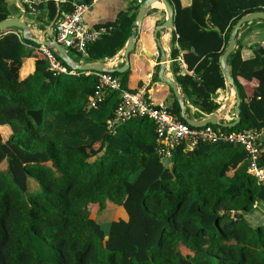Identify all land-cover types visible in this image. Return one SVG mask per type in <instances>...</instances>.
<instances>
[{
	"label": "trees",
	"instance_id": "1",
	"mask_svg": "<svg viewBox=\"0 0 264 264\" xmlns=\"http://www.w3.org/2000/svg\"><path fill=\"white\" fill-rule=\"evenodd\" d=\"M36 1L40 23L73 10L74 0L57 7L52 0ZM167 1L174 11L170 73L187 117L199 120L220 108L216 92L225 84L219 58L232 27L245 15L264 13V0ZM138 7L132 3L114 21L95 26L104 32L82 54L69 56L79 64L114 58L131 35ZM10 17L0 0V22ZM255 30L257 45H244ZM19 33L0 34V127L9 131L5 140L0 135V264H264V187L247 174L243 148L199 143L188 151L181 142L169 157L159 156L148 119L107 128L119 92H107L96 109H88L95 76L54 75L45 58L28 48L37 45ZM263 39V21L238 31L227 65L240 98V122L212 128L264 130ZM28 58H34L33 72L21 79L15 66ZM130 74L111 75L121 90L136 93L142 82L131 85ZM245 87L258 93L249 98ZM168 91L167 108L184 123ZM259 160L264 164V148ZM118 208L126 219L112 221L107 233L91 217Z\"/></svg>",
	"mask_w": 264,
	"mask_h": 264
},
{
	"label": "built area",
	"instance_id": "2",
	"mask_svg": "<svg viewBox=\"0 0 264 264\" xmlns=\"http://www.w3.org/2000/svg\"><path fill=\"white\" fill-rule=\"evenodd\" d=\"M22 1L24 6H28V15L35 16L36 12L32 5H35L37 1ZM66 1L52 0L56 7ZM71 5L73 8L71 13H61L53 22L54 40L67 52L72 51L82 54L86 44L96 40L104 30L87 28L83 22V16L88 8L76 1H73ZM18 36L21 37L20 33ZM36 51L45 58L48 70L54 75H76V71H68L61 65L53 50L43 45H37ZM177 62L183 65L180 56L177 58ZM83 74H93L96 78L94 94L88 98L86 103L88 109H96L103 102L107 92H119V103L107 125L109 130L112 131L116 126L135 118L148 119L154 128V150L163 158L169 157L170 151L181 142L185 143L188 151L194 149L199 143L240 146L247 153V174L255 180L257 185L264 187V164L259 160L260 149L264 148V130L226 133L219 128H212L211 125L202 128H191L182 123L167 107L154 104L149 96H145L143 90L136 93L121 90L118 80L109 73L83 72Z\"/></svg>",
	"mask_w": 264,
	"mask_h": 264
},
{
	"label": "crops",
	"instance_id": "3",
	"mask_svg": "<svg viewBox=\"0 0 264 264\" xmlns=\"http://www.w3.org/2000/svg\"><path fill=\"white\" fill-rule=\"evenodd\" d=\"M10 9L11 17L10 18H20L30 27V35L32 38H37L44 41H52L54 40L55 32L53 28V22L49 23H40L35 21V16H29L25 10L22 0H5ZM47 1V0H45ZM143 0H94L90 5H88L87 12L83 16V22L85 26L89 29H94L95 26L110 23L115 20L120 12L125 11L132 3H138L139 5ZM181 5L186 6L189 4L190 0H179ZM154 4L153 8L149 10L146 17L144 31L138 34L135 46L133 50L130 52L132 55L128 60V70L130 69V83L134 85L138 80H141L142 85L139 90H143L145 96H149L154 104L163 105L165 107H170L171 100L168 99L169 91L166 88V85L162 84L157 79L152 80V76L157 69H159V58L160 53H164L168 63L165 68V75L169 78H172L170 73V41L172 38L173 32L162 31L157 34L158 45L160 47V51L156 46V42L153 38V31L155 28L163 24L165 20V12L162 6ZM152 12V13H151ZM144 18V19H145ZM155 22H157L156 25ZM256 32H252L251 35L245 38L243 41L244 45H252L256 44V36L260 32L255 30ZM21 35V32H20ZM22 38V37H21ZM167 39V40H166ZM165 42V43H164ZM260 45H264V39L260 42ZM32 50V55L37 54L36 48L28 47ZM68 53V52H67ZM69 54V53H68ZM118 56V55H117ZM73 60L75 58H72ZM76 60V59H75ZM74 60V61H75ZM101 62V61H100ZM110 64L113 63L114 67H121L123 65L122 57H114L108 61ZM79 64V63H77ZM34 58H28L22 62V65L15 66V73L18 74L19 78H24L28 74L33 72ZM181 68H184L183 65H180ZM246 93L248 97L256 96L258 93L257 89L251 87H245ZM215 102L223 107L226 103L229 102L230 106L227 109L225 114L223 115L222 122L230 123L234 121V98L233 95L231 99L226 98V92L224 90H218L216 92V100ZM194 109L191 108V113H194ZM217 113V111L215 112ZM203 119V118H202ZM195 120V119H194ZM201 120V119H199ZM1 128V127H0ZM5 128V127H3ZM7 129V128H6Z\"/></svg>",
	"mask_w": 264,
	"mask_h": 264
},
{
	"label": "water",
	"instance_id": "4",
	"mask_svg": "<svg viewBox=\"0 0 264 264\" xmlns=\"http://www.w3.org/2000/svg\"><path fill=\"white\" fill-rule=\"evenodd\" d=\"M74 1L86 6L87 8L89 7L84 0H74ZM154 4H160L163 7L166 15L163 24L155 28V30L153 31V38L154 41L156 42V46L159 49V51H160V47L158 45L157 34L162 31L174 32V27H173L174 11L172 6L169 4V2L167 0H143L137 9L131 35L126 40L122 50L117 54L123 59V65L119 68L112 66L113 63L110 64L108 62H96L91 64L75 63L74 60L69 56L67 51L63 49L61 46H59L55 42V40L44 41L37 38H32L30 35V27L23 21V19L20 18H9L1 21L0 34L5 33L9 29L19 30L21 32L22 39L31 41L36 45H43L53 50L57 58L63 64H65L71 71H79L82 73L96 72V73L122 74L128 70V56L135 46L138 34L141 29L142 22L146 17L147 13L149 12V10L153 8ZM252 21L264 22V13L256 12L253 14L245 15L240 19H238L230 31V35L225 50L219 58V69L225 84L226 98L227 100L231 99L232 95L234 98L233 111L235 118L234 121L231 123L222 122V118H223L222 114H225L227 109L229 108L230 106L229 102L226 103L223 107H220L217 110V113H212L210 115H207L201 120L189 119L186 115V106L184 104L183 94L181 90L178 88L175 81L165 75V68H166V64L168 63V60L166 59L164 53H160L159 69L157 75L158 80L171 90L179 107V116L183 120V122L189 127L202 128L207 125H211V126L230 129L232 127H235L240 122V114H239L240 98L238 96V92L233 82V79L230 75V70L227 65V58L235 49L236 37L238 31L241 29V27L244 24L250 23ZM117 55L115 57H118Z\"/></svg>",
	"mask_w": 264,
	"mask_h": 264
},
{
	"label": "rangeland",
	"instance_id": "5",
	"mask_svg": "<svg viewBox=\"0 0 264 264\" xmlns=\"http://www.w3.org/2000/svg\"><path fill=\"white\" fill-rule=\"evenodd\" d=\"M260 32V30H257ZM109 63V62H108ZM9 134L8 129L1 127L0 128V135L3 140L7 138ZM168 164V163H167ZM0 168H3V165L0 166ZM33 186V185H32ZM92 210V208H90ZM264 214V208L261 210ZM92 219H94L99 225L101 226L102 230L107 233L109 224L112 221H117L118 219H126V216L121 208H118L116 210H106L103 212H100L98 214H92Z\"/></svg>",
	"mask_w": 264,
	"mask_h": 264
},
{
	"label": "bare ground",
	"instance_id": "6",
	"mask_svg": "<svg viewBox=\"0 0 264 264\" xmlns=\"http://www.w3.org/2000/svg\"><path fill=\"white\" fill-rule=\"evenodd\" d=\"M157 5H159V4H157ZM157 5H156V6H157ZM160 6H161V5H160ZM157 7H158V6H157ZM166 40H167V39H166ZM164 43H165V42H164Z\"/></svg>",
	"mask_w": 264,
	"mask_h": 264
}]
</instances>
